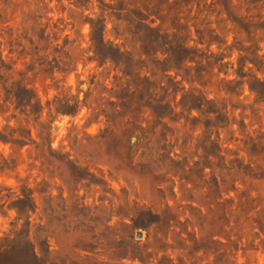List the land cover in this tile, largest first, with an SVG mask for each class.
<instances>
[{
    "label": "rangeland",
    "instance_id": "obj_1",
    "mask_svg": "<svg viewBox=\"0 0 264 264\" xmlns=\"http://www.w3.org/2000/svg\"><path fill=\"white\" fill-rule=\"evenodd\" d=\"M0 244L264 264V0H0Z\"/></svg>",
    "mask_w": 264,
    "mask_h": 264
},
{
    "label": "trees",
    "instance_id": "obj_2",
    "mask_svg": "<svg viewBox=\"0 0 264 264\" xmlns=\"http://www.w3.org/2000/svg\"><path fill=\"white\" fill-rule=\"evenodd\" d=\"M104 25H100L99 21L94 22L92 24L91 30V38L96 43V52L98 56L102 57L103 59L110 58L116 60L117 63H126L125 57L123 53H120L118 49H113L111 45H108L104 42ZM17 101L19 105H23L24 100L20 99L17 96ZM184 104H187L190 100L199 101L197 102V107L200 108V105L203 104L200 101V98H195L192 94H184ZM157 107L159 108H167L168 105L160 104ZM192 107L191 105L189 108ZM20 245V247H19ZM21 244L16 245H3L0 244V264H43L42 260L37 257L36 253L33 249L29 251H22Z\"/></svg>",
    "mask_w": 264,
    "mask_h": 264
}]
</instances>
